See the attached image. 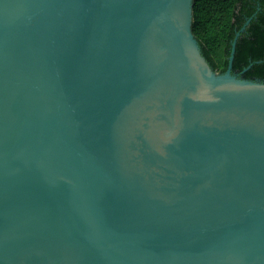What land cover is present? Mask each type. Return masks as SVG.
Returning <instances> with one entry per match:
<instances>
[{
  "label": "water",
  "instance_id": "1",
  "mask_svg": "<svg viewBox=\"0 0 264 264\" xmlns=\"http://www.w3.org/2000/svg\"><path fill=\"white\" fill-rule=\"evenodd\" d=\"M193 3L0 0V264H264L251 19L217 74Z\"/></svg>",
  "mask_w": 264,
  "mask_h": 264
},
{
  "label": "trees",
  "instance_id": "2",
  "mask_svg": "<svg viewBox=\"0 0 264 264\" xmlns=\"http://www.w3.org/2000/svg\"><path fill=\"white\" fill-rule=\"evenodd\" d=\"M257 1L258 11L255 0H194L192 32L217 74L226 73L233 40L253 17L237 40L233 74L264 81V0Z\"/></svg>",
  "mask_w": 264,
  "mask_h": 264
},
{
  "label": "flooded vegetation",
  "instance_id": "3",
  "mask_svg": "<svg viewBox=\"0 0 264 264\" xmlns=\"http://www.w3.org/2000/svg\"><path fill=\"white\" fill-rule=\"evenodd\" d=\"M255 6H256V10L258 11V10L260 9V8H259L260 5H259V2H258L257 0H255ZM255 15H256V13L254 14V16H255ZM252 18H253V17H251V18H249V19L252 20ZM249 19H248V20H249Z\"/></svg>",
  "mask_w": 264,
  "mask_h": 264
}]
</instances>
